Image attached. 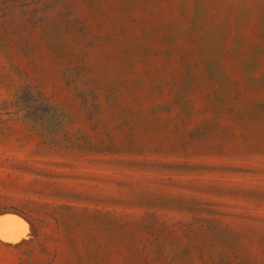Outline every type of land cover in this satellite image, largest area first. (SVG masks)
Instances as JSON below:
<instances>
[{
	"label": "rangeland",
	"instance_id": "obj_1",
	"mask_svg": "<svg viewBox=\"0 0 264 264\" xmlns=\"http://www.w3.org/2000/svg\"><path fill=\"white\" fill-rule=\"evenodd\" d=\"M0 264H264V0H0Z\"/></svg>",
	"mask_w": 264,
	"mask_h": 264
},
{
	"label": "snow or ice",
	"instance_id": "obj_2",
	"mask_svg": "<svg viewBox=\"0 0 264 264\" xmlns=\"http://www.w3.org/2000/svg\"><path fill=\"white\" fill-rule=\"evenodd\" d=\"M26 231V226L14 217H0V239L15 241Z\"/></svg>",
	"mask_w": 264,
	"mask_h": 264
},
{
	"label": "water",
	"instance_id": "obj_3",
	"mask_svg": "<svg viewBox=\"0 0 264 264\" xmlns=\"http://www.w3.org/2000/svg\"><path fill=\"white\" fill-rule=\"evenodd\" d=\"M0 217H14L16 218L17 220H19L17 217L13 216V215H1ZM20 221V220H19Z\"/></svg>",
	"mask_w": 264,
	"mask_h": 264
}]
</instances>
